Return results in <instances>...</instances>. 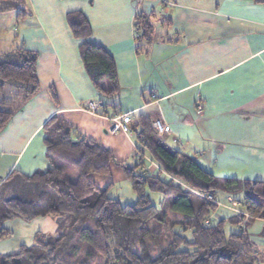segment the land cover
<instances>
[{"label": "crops", "instance_id": "0c3cea01", "mask_svg": "<svg viewBox=\"0 0 264 264\" xmlns=\"http://www.w3.org/2000/svg\"><path fill=\"white\" fill-rule=\"evenodd\" d=\"M25 3L33 22L22 31L21 41L26 49L39 52L36 76L41 89L0 132V191L13 173L30 176L48 168L41 128L55 113L76 134L111 150L118 167L129 160L134 164L136 151L130 123L123 131L114 130L111 119L128 115L132 121L143 113L151 128L155 119L169 126L170 132L160 137L168 147L216 177L264 179V0ZM72 11L84 14L91 29L89 41L113 58L116 94L101 93L86 74L79 42L66 22ZM138 13L152 17L155 38L150 45L136 40ZM50 84L57 89L59 106L44 90ZM88 103L94 104L93 111ZM14 180L4 186L5 194L13 192ZM224 197V208L233 213L227 204L233 198ZM235 212L243 213L240 207ZM4 227L10 235L0 240V254L29 246L37 231L54 234L56 225L50 217H39L8 220Z\"/></svg>", "mask_w": 264, "mask_h": 264}, {"label": "trees", "instance_id": "16d2710c", "mask_svg": "<svg viewBox=\"0 0 264 264\" xmlns=\"http://www.w3.org/2000/svg\"><path fill=\"white\" fill-rule=\"evenodd\" d=\"M151 18L136 15L137 42H153ZM66 22L79 42L84 70L95 88L106 95L116 94L115 63L102 46L89 41L87 18L72 11ZM37 57L36 51L23 46L0 52V132L41 89ZM44 90L51 103L59 106L55 86L50 84ZM129 123L135 151L147 156L162 174L143 176L138 174L142 164H121L137 195L130 205L108 197L107 188L89 179L92 173H111V150L76 134L60 113L43 124L49 166L30 176L13 173L1 187L0 240L10 235L4 223L12 219L30 222L50 217L55 234L35 232L29 246L0 254V264H264V253L255 249L246 229L229 236L223 231L225 223L246 227L255 220L264 221V179L216 177L194 159L168 147L153 133L151 121L143 113ZM14 178L13 192L5 194L4 186ZM146 190L160 195L158 205L152 204ZM218 192L232 197L243 213L213 218ZM205 194H211L213 200L203 197Z\"/></svg>", "mask_w": 264, "mask_h": 264}, {"label": "rangeland", "instance_id": "374dc122", "mask_svg": "<svg viewBox=\"0 0 264 264\" xmlns=\"http://www.w3.org/2000/svg\"><path fill=\"white\" fill-rule=\"evenodd\" d=\"M26 0H1L0 2V42H2V48L4 51L10 49L24 46V42L21 41L22 31H26L31 28V23L33 22L32 15L29 11V8L26 6ZM3 51V52H4ZM37 54L39 53L36 50ZM129 166L133 165L129 160L127 163ZM147 165V163H146ZM72 179H75L76 175L72 174ZM89 179L92 180L98 187L107 188L106 194L110 198L118 199L121 204H133L137 199L136 193L132 190L131 180L126 177L121 167L115 166L112 164L111 173L109 175H99V174H90ZM145 194L148 195L152 204L158 205V200L160 195L157 193L145 191ZM216 201L218 205L215 209V212L212 214L213 218L220 216L223 217L233 216V213H236V208L232 207V212L224 208L225 204L224 194L218 192L216 195ZM230 207V206H228ZM263 223L259 220L253 221L249 224L243 226L234 225L225 223L223 231L225 236L229 234L238 232L242 229H246L247 234L249 235L255 249L258 252L264 253V233L262 231ZM50 231V230H49ZM48 236H53V233H45Z\"/></svg>", "mask_w": 264, "mask_h": 264}, {"label": "built area", "instance_id": "2783aa9c", "mask_svg": "<svg viewBox=\"0 0 264 264\" xmlns=\"http://www.w3.org/2000/svg\"><path fill=\"white\" fill-rule=\"evenodd\" d=\"M94 104L93 103H88V109L89 110H94ZM197 111L201 112V106H197ZM112 123H113V129L114 130H120L123 131L124 130V125L129 123V116L128 115H118V116H114L112 119ZM152 130L153 133L157 136V137H162L164 135H167L170 132V128L168 125H166L163 121H161L160 119H155L152 123ZM177 144L180 145V142L177 141ZM136 162L142 164V169H140L138 171V174H141L143 176H150V175H155L153 174V171L149 170V166H147L145 163H147L148 165L152 166L154 169L159 170L158 166L153 163L152 161H150L147 157H143L140 154H138L136 152ZM203 197H205L208 200H213V197L211 194H205L203 195ZM227 204L230 206L229 208L232 209V207H236L237 206V202H235L234 200L228 198L227 199ZM236 211V210H235Z\"/></svg>", "mask_w": 264, "mask_h": 264}]
</instances>
